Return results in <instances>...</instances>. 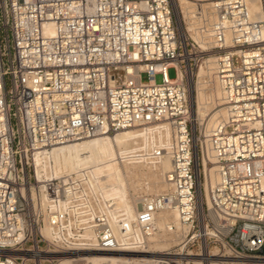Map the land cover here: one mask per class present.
<instances>
[{
    "label": "built area",
    "instance_id": "obj_1",
    "mask_svg": "<svg viewBox=\"0 0 264 264\" xmlns=\"http://www.w3.org/2000/svg\"><path fill=\"white\" fill-rule=\"evenodd\" d=\"M258 2L252 10L250 0H211L212 42L202 47L180 31L172 0H0V264H60L68 251L116 250L99 211L89 218L94 241L82 240L84 222L72 208L78 199L95 203L92 188L74 174L38 177L35 157L153 123L171 128L170 149L155 150L170 165L163 191L137 197L136 223L149 235L157 212L175 210L178 224L167 228L178 240L150 264L264 261ZM208 58L226 115L205 132L192 112L188 75ZM205 164L216 172L208 189Z\"/></svg>",
    "mask_w": 264,
    "mask_h": 264
},
{
    "label": "bare ground",
    "instance_id": "obj_2",
    "mask_svg": "<svg viewBox=\"0 0 264 264\" xmlns=\"http://www.w3.org/2000/svg\"><path fill=\"white\" fill-rule=\"evenodd\" d=\"M210 4L211 0H172L173 9L178 15L177 20L180 31L185 33L182 24L184 15L189 18L195 14L200 15L199 21L201 22V27L204 26V28H192V35L201 45H208L212 42L209 30L216 16L212 12ZM258 4V0H250L249 3L252 10L257 9ZM180 12L183 13V16L180 15ZM48 31H51V29L49 28ZM196 74L197 75L192 72L188 75L190 99L193 100L191 101V103L193 102L192 112H197V115L204 116L207 105L209 106V101H214L215 99L221 101L222 89L216 78L212 58L206 59L204 63L198 67ZM208 87L209 94H206L205 90ZM210 113V117L204 126L205 132L210 131L216 122L223 119L224 115H226L225 107L219 104ZM134 141L138 144L145 145L147 150L150 151V155L158 161V164L152 163V166L159 167L161 171H163V188L157 192L163 191L165 188L164 175L170 165L169 157L167 153L160 154L159 156L155 155V150L162 148L168 151L171 147L172 132L170 126L166 123L133 126L111 134L104 133L87 138H79L78 140L64 142L62 145L58 144L51 147L52 149L45 151L41 150L37 153L35 163L37 164L36 174L38 177H44L43 166L45 165L47 168L45 173L47 177L53 174L51 178H63L64 176L74 174L85 181L89 188H92V191L96 193L98 199L95 203L89 202L86 198L85 200L78 199L73 204L72 212L78 219L84 222L82 240L94 241V230L93 227L90 226L88 218L93 215L94 211H99L105 216L119 244L116 250H100L97 248L68 251L60 258V264H72V261L76 258H78V260H84L85 264H150L160 253L149 250L150 248L137 249L134 247L142 244L143 246H154L162 249L164 246L166 248L171 246L170 239L176 240L177 242L178 238L176 232H171L167 228L170 223L178 224L175 210L157 212L153 217L155 230L149 235H145L136 223L138 211L137 197L140 196V194L136 195L132 205V203L124 199L123 196H109L105 191V187H108L105 186L106 178L113 180V177L108 175V173L105 175L102 172L107 171V168H109L111 164H115L119 152H125L128 147L133 145ZM49 162L52 163V172L48 170ZM208 169L210 173L208 174L209 182H207L206 185L207 189L216 179V172L213 171L212 167H208L205 164V170L207 171ZM107 175L108 177H106ZM147 184L151 188L160 187V182L157 178H151ZM43 233L47 236L50 235L51 228L46 225L43 228ZM163 235L168 236L169 239L167 238L166 245H158L157 243L161 242L163 239L158 240L161 238L157 237ZM151 241H155L153 245H151ZM250 261H248L247 264H264V261L261 260Z\"/></svg>",
    "mask_w": 264,
    "mask_h": 264
},
{
    "label": "rangeland",
    "instance_id": "obj_3",
    "mask_svg": "<svg viewBox=\"0 0 264 264\" xmlns=\"http://www.w3.org/2000/svg\"><path fill=\"white\" fill-rule=\"evenodd\" d=\"M206 2H208V1H206ZM179 9L181 10L180 6H179ZM175 15H177V14L175 13ZM180 15L183 16V13L180 12ZM177 16H176V18H177ZM199 16H200L199 14H195L189 18L188 16L184 15V20H182V24L184 25V31L185 32L192 35V28L199 29L201 27V22L199 21ZM201 21L205 22L204 20H201ZM177 22H178V20H177ZM191 37L193 38V35ZM201 46H206V45H201ZM197 70H198V68L196 69V71H194L195 75H197L196 74ZM175 74L176 73H175L173 68L168 69V71H167L168 77H173ZM147 79H148L147 75L145 73H142L141 80L147 81ZM155 81L160 82L161 76L157 75L155 77ZM205 93L209 94V87L206 88ZM191 101H193V100L191 99ZM211 102H213V103H211ZM219 104L223 105L222 102L219 101L218 99H215L214 101L213 100L209 101V106L207 105V110L205 111L206 116L205 115L199 116V115H197L198 114L197 112L196 113L194 112L195 113L194 115H195L197 121L201 122L202 125L204 123L203 126H205L206 122L208 121V119L210 117V114H211L210 112ZM149 152L150 151L147 150L145 145L138 144L136 141H134L133 145L131 147H128L125 152H119L118 159H117V162L115 164H111L110 167L107 168V171H104V172L101 171L103 174L106 175V173H108V175L113 177V180L112 179L109 180L106 178V181H105V186H108V187H105V189H106L105 191L109 196L121 195V196H123L124 199L129 200L133 205L136 195H139L141 193H155L157 191H160L163 188V182H162V172L163 171H161V169L159 167L152 166V163L158 164V161L156 159H154L150 155ZM147 159H148V161H147ZM51 164H52L51 162H49V164H48V168H49L48 170H50V171L52 169ZM46 170H47V168L44 165L43 166V173H44L45 177H47L45 174ZM207 173H206V179L207 178L208 179L206 180V185H207V182H209V175ZM52 175H50L48 177H53ZM108 175L106 177H108ZM151 178H157L158 181L160 182V187L151 188L147 184V182ZM107 180H109V181H107ZM134 206H135V204H134ZM89 218H88V222H89ZM161 234H164V233H161ZM82 236H83V234H82ZM157 238H161L158 240L163 239L161 241L162 243L161 242L157 243L158 245H162V244L166 245L168 236L163 235V236L157 237ZM170 240H171L170 241L171 245L176 243V240H173V239H170ZM154 242L151 241V245H153ZM134 248H137V249H143V248L149 249L150 248L149 250H153L154 252L159 253L160 251L163 250V248L165 250L166 247L164 246L161 249L160 247L156 248L154 246H143L142 244H139V246H136ZM79 260H78V258H76L75 260L72 261L73 262L72 264H82V263L85 264L84 260H81V259H79ZM250 262H253V261H250ZM129 264H133V263H129Z\"/></svg>",
    "mask_w": 264,
    "mask_h": 264
}]
</instances>
